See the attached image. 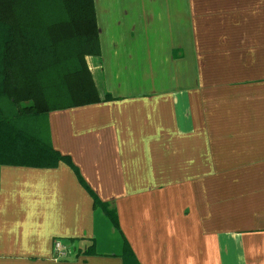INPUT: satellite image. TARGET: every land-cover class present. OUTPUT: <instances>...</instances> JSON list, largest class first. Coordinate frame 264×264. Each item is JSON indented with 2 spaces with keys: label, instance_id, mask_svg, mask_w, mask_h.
Wrapping results in <instances>:
<instances>
[{
  "label": "crops",
  "instance_id": "crops-1",
  "mask_svg": "<svg viewBox=\"0 0 264 264\" xmlns=\"http://www.w3.org/2000/svg\"><path fill=\"white\" fill-rule=\"evenodd\" d=\"M155 1L94 0L113 99L48 113L71 164H0V264H264V0Z\"/></svg>",
  "mask_w": 264,
  "mask_h": 264
},
{
  "label": "trees",
  "instance_id": "trees-1",
  "mask_svg": "<svg viewBox=\"0 0 264 264\" xmlns=\"http://www.w3.org/2000/svg\"><path fill=\"white\" fill-rule=\"evenodd\" d=\"M99 53L94 0H0V164H71L50 145L47 116L113 99L99 96L85 61Z\"/></svg>",
  "mask_w": 264,
  "mask_h": 264
},
{
  "label": "built area",
  "instance_id": "built-area-1",
  "mask_svg": "<svg viewBox=\"0 0 264 264\" xmlns=\"http://www.w3.org/2000/svg\"><path fill=\"white\" fill-rule=\"evenodd\" d=\"M54 249L56 251V256L57 257H62L65 254V251L63 250V246L59 241H56L54 244Z\"/></svg>",
  "mask_w": 264,
  "mask_h": 264
},
{
  "label": "rangeland",
  "instance_id": "rangeland-1",
  "mask_svg": "<svg viewBox=\"0 0 264 264\" xmlns=\"http://www.w3.org/2000/svg\"><path fill=\"white\" fill-rule=\"evenodd\" d=\"M145 1H148V2H154V3H156V2H158V1H149V0H145ZM158 29L160 30L161 29V27L159 26L158 27ZM168 29H172L171 27H163V30L165 31V30H168ZM175 30V29H174ZM184 43V42H183ZM168 45L170 46V45H172V43H168ZM174 45H175V43H174ZM189 45V44H188ZM188 45H187V47H188ZM178 45H176V47H177ZM192 76V75H191ZM50 141V140H49Z\"/></svg>",
  "mask_w": 264,
  "mask_h": 264
}]
</instances>
